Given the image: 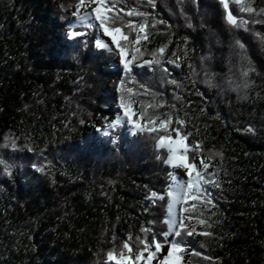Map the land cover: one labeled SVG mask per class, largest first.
Returning a JSON list of instances; mask_svg holds the SVG:
<instances>
[{
	"label": "trees",
	"instance_id": "trees-1",
	"mask_svg": "<svg viewBox=\"0 0 264 264\" xmlns=\"http://www.w3.org/2000/svg\"><path fill=\"white\" fill-rule=\"evenodd\" d=\"M76 2L0 0V264H111L110 251L137 254V237L163 239L166 202L151 193L166 196L171 183L166 149L156 133L105 132L123 111L121 80L135 93L126 102L145 112L138 123L186 122L170 127L201 142L197 162L203 155L220 185L205 186L212 204L186 221L196 233L174 237L181 264H264V0H242L254 14L229 0L247 31L227 23L219 0H115L155 24L133 45L142 53L129 75L95 47L98 28L78 24L90 35L69 37Z\"/></svg>",
	"mask_w": 264,
	"mask_h": 264
},
{
	"label": "snow or ice",
	"instance_id": "snow-or-ice-1",
	"mask_svg": "<svg viewBox=\"0 0 264 264\" xmlns=\"http://www.w3.org/2000/svg\"><path fill=\"white\" fill-rule=\"evenodd\" d=\"M182 3V0H178ZM233 4H241L240 11L254 14L255 9L251 5H243L242 0H231ZM147 3L155 7L154 0H147ZM223 9L226 12V21L229 25L235 28H243L248 30V21H237L232 11H229V0H219ZM74 16L78 18L79 27L83 29H96L98 28L103 37H108L109 41H105L100 36L95 38V47L100 50L107 51L120 57V62L123 65V72L125 75H129L132 72V66L142 53L140 47H133V45H139L141 38L148 40V28H154L155 24H149L147 17L150 15L147 12L140 11L138 9H117V3L115 0H77L74 5ZM90 9V11H89ZM83 10V14H81ZM124 13V15H121ZM140 17L143 22L133 21L126 19V17ZM252 22H260L253 20ZM77 25L70 26L69 37L77 38L90 35L87 31L76 30ZM135 33L134 37L130 39V35ZM262 42H264V36L257 34ZM238 46L243 49L244 45L237 41ZM160 53L164 52V48L158 49ZM153 57L156 53H150ZM145 64L153 65L159 64L158 59L146 60ZM172 63V61H169ZM179 66V65H177ZM247 75V73H245ZM134 82V80H133ZM173 84L176 81H172ZM119 87L124 95L120 97V108L123 110V116L117 115L114 120L106 125L105 132L107 130L114 129L124 123L133 125V131L156 133V147L157 149H166L167 156L165 163L172 166L174 169H183L187 179L179 177L177 174L170 172L169 177L171 183L168 185V190L165 195H157L156 192L151 193V198L155 202L156 199L166 202L167 206V230H162L159 234L163 239H158L156 233L151 232L147 228L142 229V232L149 234L151 238L145 239L144 236L136 238V243L142 247L136 249V253L133 256H125L123 252L120 253V258L117 259L113 252H108L109 260H116V264H126L127 261L135 262L144 261L145 264H152L156 261V264H179L181 255L185 251V246L181 240L171 239L170 237H182L183 235L192 236L196 233V228L186 221L194 219L192 212L200 211L197 208V204L210 205L212 200L209 199L210 193L205 187L211 185L212 187H219V182L210 177H215V172H210L209 169L212 165L206 162L203 155H199V163H197V156L201 149V142L197 141L194 145L185 143L188 140L190 133L182 132L180 128H171L173 123L181 126L185 125L183 119H173L168 117L166 119L148 118L145 123H138V121L145 120V112L140 111L137 113L134 110L132 103L126 102V98L130 99L134 97V89L132 87H125V81H119ZM135 117V119H134ZM248 131H253L248 129ZM163 133V134H161ZM13 147L15 143L13 142ZM31 151V149H29ZM191 154V155H190ZM220 155V153H216ZM161 156H157V159H161ZM2 163V161H0ZM37 171L43 172V167H37ZM189 200L195 201L191 207L187 206ZM177 206L181 207V215L179 218H174V210ZM202 216V212H201ZM197 223L200 225H208V221L199 218ZM200 235H211L210 232H200ZM166 254L160 255L165 250ZM123 248L129 253H132L133 246H130L129 242L123 244ZM147 253V255H145ZM200 255V253H194ZM175 258V259H174ZM204 259H210L204 257Z\"/></svg>",
	"mask_w": 264,
	"mask_h": 264
},
{
	"label": "rangeland",
	"instance_id": "rangeland-1",
	"mask_svg": "<svg viewBox=\"0 0 264 264\" xmlns=\"http://www.w3.org/2000/svg\"><path fill=\"white\" fill-rule=\"evenodd\" d=\"M89 11H90V9H89ZM81 14H83V10H82ZM73 24H76V25L79 24L78 23V18L76 16H74V15H73L72 20H71V25H73ZM98 36H100L102 39H105V41H109L108 37H103L102 36V33H101V31L99 29H98ZM113 67L114 68H117V67H122L123 68V65L120 62V57L119 56L117 57L116 63L113 64ZM117 115L123 116V111L118 112ZM122 125L133 127L129 123H124ZM197 163H199V161ZM171 168H172V166H171ZM172 170H173V173L177 174L179 177L187 179V176H186V174H185L183 169H174V168H172ZM180 207L181 206H177L176 209L174 210V218H177V219L179 218V216H180ZM167 220H168V218L166 219V221ZM170 238L174 239V237H170ZM164 254H166V247H165V250L162 251L160 255H164ZM145 255H147V253H145ZM111 264H116V260H112ZM126 264H133V262L132 261H127ZM135 264H145V262L142 260L140 262H135ZM152 264H156V261H153ZM179 264H181V260H180Z\"/></svg>",
	"mask_w": 264,
	"mask_h": 264
}]
</instances>
